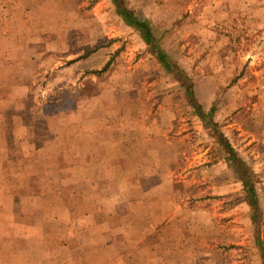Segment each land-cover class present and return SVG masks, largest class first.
I'll return each mask as SVG.
<instances>
[{
	"label": "rangeland",
	"instance_id": "374dc122",
	"mask_svg": "<svg viewBox=\"0 0 264 264\" xmlns=\"http://www.w3.org/2000/svg\"><path fill=\"white\" fill-rule=\"evenodd\" d=\"M124 3L218 127L112 0H0V264H263L264 0Z\"/></svg>",
	"mask_w": 264,
	"mask_h": 264
},
{
	"label": "trees",
	"instance_id": "16d2710c",
	"mask_svg": "<svg viewBox=\"0 0 264 264\" xmlns=\"http://www.w3.org/2000/svg\"><path fill=\"white\" fill-rule=\"evenodd\" d=\"M116 6L118 14L124 18L127 24L136 27L141 32L142 38L146 41V44L150 47L151 53L163 66L165 71L171 74L176 81L180 83L184 89L186 99L190 106L195 110L199 118L205 122L209 119L208 127L217 129L218 125L214 121L215 108H211L209 111H205L204 107L199 103L192 80L186 75V73L179 67L178 63L172 58L166 51L156 45V39L152 33L151 26L145 19L138 18L133 11L129 10L124 3V0H112ZM89 54V53H88ZM86 54L83 58L88 56ZM109 68V64L100 73L105 72ZM217 132V131H216ZM219 143L228 156V160L231 162L232 169L236 173L243 186L248 193V203L252 210V221L256 226V243L263 252L264 257V242L260 238V229L262 226L263 212L260 208L259 198L255 188V181L252 171L247 163L238 155L234 147L229 140L220 132L218 136ZM264 264V260H263Z\"/></svg>",
	"mask_w": 264,
	"mask_h": 264
},
{
	"label": "crops",
	"instance_id": "0c3cea01",
	"mask_svg": "<svg viewBox=\"0 0 264 264\" xmlns=\"http://www.w3.org/2000/svg\"><path fill=\"white\" fill-rule=\"evenodd\" d=\"M165 227H167V225Z\"/></svg>",
	"mask_w": 264,
	"mask_h": 264
}]
</instances>
